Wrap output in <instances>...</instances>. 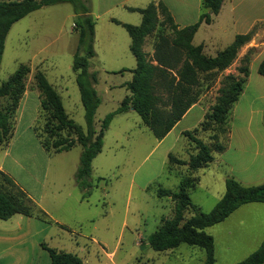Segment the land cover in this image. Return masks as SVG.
<instances>
[{
  "label": "rangeland",
  "instance_id": "obj_1",
  "mask_svg": "<svg viewBox=\"0 0 264 264\" xmlns=\"http://www.w3.org/2000/svg\"><path fill=\"white\" fill-rule=\"evenodd\" d=\"M93 1L90 14L95 22L96 57L90 60L89 72L96 75L94 89L101 101L94 118L95 128L98 130L100 122L115 111L128 95L122 85L131 81L132 75L129 72L118 73L122 68H130V62L123 54L127 52L132 61L131 66L136 65L131 52L123 48L122 36L129 39L128 34L121 26L111 22V19L139 26L141 16L119 9L111 14L103 13L102 8L96 5V0ZM146 4L144 0L139 3L142 7ZM76 21L73 6L69 3L46 6L32 12L12 26L0 63V86L8 81L18 66L24 64L29 68L25 77L26 91H33L23 103L19 121L15 122L16 116L14 118L9 141L0 145V166L3 173L38 208L42 204L53 214L55 207H48L49 196L43 198L41 203L36 201L40 194L38 182L44 180L46 160L48 157L52 159L47 169L49 186L53 177L58 183L68 182L72 185L79 165L81 147L75 145L67 152L50 156L41 147L34 130L37 128V132L45 138L42 131L45 121L40 115L39 91L35 90L33 76L39 70L46 77L59 93L69 118L85 131L84 109L72 70L78 38ZM203 35L198 34L195 43H199ZM155 37L153 34L145 40L143 50L149 56L153 53ZM226 47L227 41L224 40L217 46L219 49L215 48L221 51ZM218 51H211L212 56ZM238 64L234 61L230 68L214 78L209 88L202 90L197 104L205 111L215 103L223 77L228 74L237 75ZM3 104L4 102L0 103ZM232 114L233 111L229 130ZM226 137L229 135L226 134ZM200 138L210 144L207 135H201ZM223 139L224 137L221 140ZM154 141L155 138L135 112L115 117L105 133L101 153L92 161V181L96 183L98 178L104 180L97 183L98 187L92 191L88 202L82 204L81 212L62 215L61 219L69 226V231L61 229L46 213L50 222H44L41 227L46 228V237L42 243L60 252L76 254L84 264H204V251L200 248L181 244L172 251L160 253L153 251L148 244L150 235L160 226L161 218H170L173 214V202L169 198L157 197L156 190H178V175L185 176L187 171L186 167H175L169 172L168 162L164 163L161 153L171 148V154L182 160H187L191 153V147L189 148V143L183 136L178 140L171 137L162 148L151 151ZM222 169L213 165L205 176H200L202 169L194 174L190 173L198 179V183L188 191V195L192 204L202 213H209L217 204L214 203L215 197L222 196L225 192ZM135 171L140 172V176L134 178L133 183L132 175ZM143 171L159 175L146 192L139 188L143 185ZM49 186L45 190L47 193ZM17 187L3 183L0 177V188L4 191L14 193ZM191 215L193 211H187L184 219ZM41 229L39 233L43 234ZM213 229H209L210 233H213ZM217 264L225 263L219 260Z\"/></svg>",
  "mask_w": 264,
  "mask_h": 264
},
{
  "label": "trees",
  "instance_id": "obj_2",
  "mask_svg": "<svg viewBox=\"0 0 264 264\" xmlns=\"http://www.w3.org/2000/svg\"><path fill=\"white\" fill-rule=\"evenodd\" d=\"M223 2L224 0H202V8L206 11L200 14L196 23L181 29L174 23L162 2L157 5L151 3L143 9H129L140 14L139 26L112 21L128 34L129 51L136 65L131 70L122 69L118 72H129L132 75L131 81L122 85L128 95L115 111L100 122L96 130L94 118L101 101L94 89L96 75L89 72L90 60L96 56L95 22L90 14V0H0V63L6 38L15 23L42 7L64 3L73 6L77 17L75 26L78 38L72 70L84 109L86 128L85 131L82 130L69 118L59 93L37 70L33 80L35 89L39 91L40 115L45 121L42 129L45 138L37 132V128L34 132L41 147L48 154L67 152L75 145L81 147L79 165L74 175V183L80 191L81 200H87L98 187L97 183L104 180L98 178L96 183L92 181V161L101 153L105 133L116 116L132 109L153 137L160 141L191 106L198 102L202 90L209 88L214 78L237 60L240 49L250 41V35L236 36L231 44L218 51L215 56L207 55L202 45H193V38L200 25L211 24ZM153 34L156 37L153 53L149 56L143 47L145 40ZM254 53L255 50L251 49L241 58L236 69L237 75L228 74L223 77L215 103L206 111L199 125L182 133L189 148L191 147L188 159L182 160L168 154L169 172L175 167H186L187 171L185 176L178 175V190H156L157 197L169 198L173 202V214L170 218H161L160 226L150 235L148 244L153 251L165 253L186 244L204 251V264H216L214 239L205 230L223 222L243 205H264V182L255 186H244L230 175L225 178L222 198L209 213H202L196 208L188 195V191L198 183L193 174L207 168L215 160V154H221L228 147L229 137L226 134L230 133V115L245 90ZM28 73L29 68L21 64L8 81L0 86V103L4 102L0 105V145L7 144L11 137L13 121L26 91L25 77ZM257 73L264 77V61L258 65ZM262 122L264 125V113ZM201 135H207L210 144L204 142ZM221 137L224 139L221 140ZM0 177L3 183L17 187L5 174L0 173ZM189 210L193 211V215L184 219ZM17 214L45 223L50 222L47 214L19 187L14 193L0 188V220L6 221ZM60 228L69 231L65 227ZM41 247L47 251L50 264H84L76 254L60 252L43 243ZM237 264H264V238L256 251Z\"/></svg>",
  "mask_w": 264,
  "mask_h": 264
},
{
  "label": "crops",
  "instance_id": "obj_3",
  "mask_svg": "<svg viewBox=\"0 0 264 264\" xmlns=\"http://www.w3.org/2000/svg\"><path fill=\"white\" fill-rule=\"evenodd\" d=\"M144 2L147 3L145 7L151 3L157 5L162 2L179 29L196 23L200 14L206 11L202 8V0H144ZM139 3L141 0H96V5L102 8V12L109 14L118 11V9L130 14H139L129 10L145 8ZM93 5L94 1L90 0L91 9ZM113 20L128 24V22L117 19H111V22ZM226 20L227 23H225ZM200 33L204 34L203 38L199 43H195L196 36ZM239 35H250L251 38L240 49L236 63H239L249 50H255L249 66L246 87L233 109L227 149L215 156V160L200 171V176H205L207 171L215 165L223 168L221 177L224 181L226 176L230 175L244 186H255L264 182V125L262 122L264 77L257 73L258 65L264 61V0H224L219 13L213 18L211 24L200 25L193 38V45H202L204 52L212 56L211 51H218L217 46L221 41L226 40L228 46ZM122 44L124 50H129L130 38L126 39L122 36ZM123 56H126L130 62V68H126V70L133 69L127 52ZM36 67L39 69L38 66ZM31 92L33 91H25L22 96L15 122L19 121L23 103ZM129 112L134 111L130 110ZM205 113L206 111L201 105L196 103L191 106L162 140L155 139L151 151L162 148L171 137L175 140L180 139L184 131H190L199 124ZM170 149L161 153V156H164L165 164L168 154L171 153ZM51 162V157H48L44 180L38 182L40 194L36 201L41 203L43 198L49 196L48 207H55V214L42 204H40V208L50 215L60 227L70 229L62 221V215L69 212L72 214L81 212L82 204L88 201L81 200L80 191L76 189L75 183L72 185L68 182H66L67 184L58 183L53 177V181H50L51 186L47 184V169ZM0 173H3L1 166ZM141 174L143 185L142 188H139L146 192L148 186L153 183L154 179H158L159 175H153V172L150 171H143ZM138 175L140 176L138 171L133 173V183L134 178L136 179ZM151 176L154 177L151 178ZM47 186L50 188L49 193L45 192ZM222 196H216L214 203L216 204ZM42 225L44 222L20 214L14 215L6 221L0 220V253H3L0 255V264H50L47 251L41 247L42 241L46 237L44 234L46 228L41 229ZM210 228H214L213 233H210ZM210 228L206 229V233L214 239L216 264L219 260L225 264H237L256 251L264 238V205L258 203L243 205L223 222ZM40 229L43 234L39 233Z\"/></svg>",
  "mask_w": 264,
  "mask_h": 264
},
{
  "label": "water",
  "instance_id": "obj_4",
  "mask_svg": "<svg viewBox=\"0 0 264 264\" xmlns=\"http://www.w3.org/2000/svg\"><path fill=\"white\" fill-rule=\"evenodd\" d=\"M131 111H133V110L131 109Z\"/></svg>",
  "mask_w": 264,
  "mask_h": 264
}]
</instances>
